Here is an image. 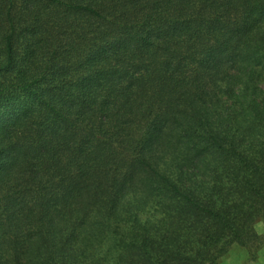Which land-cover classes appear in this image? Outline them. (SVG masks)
<instances>
[{
	"label": "trees",
	"instance_id": "1",
	"mask_svg": "<svg viewBox=\"0 0 264 264\" xmlns=\"http://www.w3.org/2000/svg\"><path fill=\"white\" fill-rule=\"evenodd\" d=\"M264 225V0H0V264H218Z\"/></svg>",
	"mask_w": 264,
	"mask_h": 264
},
{
	"label": "rangeland",
	"instance_id": "2",
	"mask_svg": "<svg viewBox=\"0 0 264 264\" xmlns=\"http://www.w3.org/2000/svg\"><path fill=\"white\" fill-rule=\"evenodd\" d=\"M259 233L263 236L260 244L253 246H241L233 244L218 264H264V225L258 226Z\"/></svg>",
	"mask_w": 264,
	"mask_h": 264
}]
</instances>
